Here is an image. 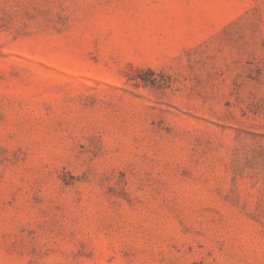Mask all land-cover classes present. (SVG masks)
Here are the masks:
<instances>
[{"label": "rangeland", "instance_id": "1", "mask_svg": "<svg viewBox=\"0 0 264 264\" xmlns=\"http://www.w3.org/2000/svg\"><path fill=\"white\" fill-rule=\"evenodd\" d=\"M0 264H264V0H0Z\"/></svg>", "mask_w": 264, "mask_h": 264}]
</instances>
